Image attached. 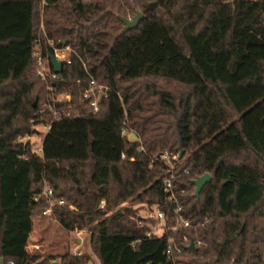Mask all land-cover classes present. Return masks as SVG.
I'll return each mask as SVG.
<instances>
[{
  "label": "trees",
  "instance_id": "trees-1",
  "mask_svg": "<svg viewBox=\"0 0 264 264\" xmlns=\"http://www.w3.org/2000/svg\"><path fill=\"white\" fill-rule=\"evenodd\" d=\"M136 12L144 19L124 33L120 18ZM38 40L72 50L53 91L36 75ZM93 83L108 88L98 112L82 98ZM62 94L70 100L42 112ZM32 121L51 126L40 154L23 141ZM165 151L182 160L190 226L149 237L130 207H158L173 224L165 165L150 166ZM46 185L52 217L87 231L100 264H264V0H0V258L89 264V254L27 250ZM169 237L180 253L165 254Z\"/></svg>",
  "mask_w": 264,
  "mask_h": 264
},
{
  "label": "built area",
  "instance_id": "built-area-1",
  "mask_svg": "<svg viewBox=\"0 0 264 264\" xmlns=\"http://www.w3.org/2000/svg\"><path fill=\"white\" fill-rule=\"evenodd\" d=\"M47 44L50 48H52L53 52L52 54L54 55V57L60 61H62L63 63H70V59H71V54H72V50L70 47L66 46V47H62V48H56L54 47V44L52 41L48 40ZM50 53L49 49H47L46 51H44L41 42L38 40L34 49H33V53H32V57L35 59V63H36V75L38 76V78L47 84L48 86V90L53 91V87L52 84L55 80H57L60 76V74H57L54 72L53 67L50 64V60L48 58V54ZM107 87H103V86H96L95 83H93V85L90 87V89H88L82 96V98L84 100H86L92 110L94 112H98L99 111V104L102 101L104 95H105V91L107 90ZM57 98V100L55 101V99ZM54 101L55 102H60V101H69L70 100V96H62L59 95L57 96ZM52 103V101L47 100L44 105L45 108L42 109V112H45L46 110L49 111H54V102ZM55 113V117L56 119H59L57 116V113ZM65 115H69V113L65 114ZM51 128L50 125L46 126L47 131H49ZM123 133L127 136L128 141L129 142H140V138L134 134V132H128L127 130H124ZM135 135L136 138H132V136ZM141 150L144 151L143 147H141ZM41 151V149L39 150ZM122 157L124 158L125 155L123 154ZM131 161H134V158L130 159ZM156 162H161L165 165V169L164 172L162 174V176L160 177V180L162 182L163 185V190L165 193V199L167 202H169L170 204H174L173 207V212H172V220H173V224L171 226H167V222H168V215L166 213V211L158 208V207H152L153 208V212H151L150 214V218H153L156 220L157 224L159 225V231L154 232L152 230L149 231L148 236L149 237H162L163 234L170 230L171 232H178L179 230L188 228L190 226V221L188 219H186V217L183 215L182 213V207L178 201V181L181 179L182 174H180L178 172V169L180 167V165L182 164V160L180 158L179 154H171L167 151L163 152L162 154L158 155V156H154L150 158V166H153ZM185 173H187L185 171ZM52 189L49 186H45V188L43 189V191L40 194H37L34 196V200L36 202H38L40 200V198L42 197H46L49 205L47 206V208L43 211V215L46 217H52V208L54 205V202L52 201L51 197H52ZM59 204H63L62 201L59 202ZM105 203L102 202V206L101 208H104ZM151 208V209H152ZM85 230H81L79 228H76L74 231L77 234V240L75 241L73 248L71 251H69L73 256H81L84 255L82 250L83 247V239L81 238V234L84 233ZM87 232V231H86ZM158 232H161V234H157ZM174 239L172 237H169L168 239V246L165 250V254L168 256H171L173 251L176 250L177 253H180L181 250L178 247H174ZM33 249V250H32ZM41 246L38 244H34V245H30V243H28L27 246V250L31 253V254H37L36 251L40 250ZM38 255V254H37ZM63 264L62 259L61 258H56V259H52L50 261L49 264ZM8 264H14L13 262H9Z\"/></svg>",
  "mask_w": 264,
  "mask_h": 264
},
{
  "label": "rangeland",
  "instance_id": "rangeland-1",
  "mask_svg": "<svg viewBox=\"0 0 264 264\" xmlns=\"http://www.w3.org/2000/svg\"><path fill=\"white\" fill-rule=\"evenodd\" d=\"M67 95L68 94H62V96H67ZM52 97L53 96L48 98V100L54 101ZM35 100L37 101V99ZM56 100L57 98L55 99V101ZM45 102L40 103V108L42 109L45 108L44 105ZM31 124H32L31 129L33 131V135L30 137H25L23 141L31 142L33 151H36L37 153L40 154L41 151L39 150L41 149L42 141L47 133V129L46 126H44L41 123H37L35 121L34 122L32 121ZM134 134L138 136L136 132H134ZM130 208H132L134 212V217H133L134 221L137 222L139 220H142L143 224H147V226L150 227V230L154 232L159 231L158 228L159 225L157 223L148 221L151 212H153V208L151 209L147 205H133ZM157 234H161V232H158ZM77 238L78 237L75 232L65 231L53 217H46V218L34 219L33 231L29 238V243L30 245L31 244L40 245L41 249L36 251L37 254L41 258H47L51 256H61L65 252L71 251ZM81 238L83 239V247L81 251L83 252V254L91 255V260L89 264H100V261L91 252L89 245L90 234L84 231V233L81 234ZM0 264H2L1 260H0Z\"/></svg>",
  "mask_w": 264,
  "mask_h": 264
},
{
  "label": "water",
  "instance_id": "water-1",
  "mask_svg": "<svg viewBox=\"0 0 264 264\" xmlns=\"http://www.w3.org/2000/svg\"><path fill=\"white\" fill-rule=\"evenodd\" d=\"M144 19V14L142 12H136L135 16L132 19L120 18V20L124 23L123 32L126 33L130 30L136 29L140 22ZM48 58L50 60V64L53 67V70L57 74H61L63 71V62L56 59L52 53L48 54ZM37 101L35 102L36 105ZM132 138H136L135 135ZM183 154V153H182ZM212 181V176L209 174H205L202 177L197 178L192 183L195 186V197L199 198L203 188ZM194 242L191 243L189 250L194 249ZM56 264V263H53Z\"/></svg>",
  "mask_w": 264,
  "mask_h": 264
},
{
  "label": "crops",
  "instance_id": "crops-1",
  "mask_svg": "<svg viewBox=\"0 0 264 264\" xmlns=\"http://www.w3.org/2000/svg\"><path fill=\"white\" fill-rule=\"evenodd\" d=\"M31 234H32V233H31ZM31 234H30V236H31ZM0 260L2 261V264H4V263H3V259L0 258Z\"/></svg>",
  "mask_w": 264,
  "mask_h": 264
}]
</instances>
